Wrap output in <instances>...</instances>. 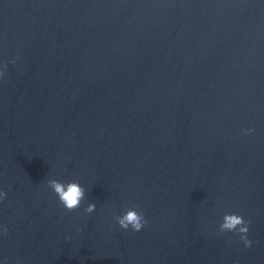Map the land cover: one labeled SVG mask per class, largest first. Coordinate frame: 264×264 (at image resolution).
I'll use <instances>...</instances> for the list:
<instances>
[{
  "label": "water",
  "instance_id": "obj_1",
  "mask_svg": "<svg viewBox=\"0 0 264 264\" xmlns=\"http://www.w3.org/2000/svg\"><path fill=\"white\" fill-rule=\"evenodd\" d=\"M0 71V264H264V0H0Z\"/></svg>",
  "mask_w": 264,
  "mask_h": 264
},
{
  "label": "clouds",
  "instance_id": "obj_2",
  "mask_svg": "<svg viewBox=\"0 0 264 264\" xmlns=\"http://www.w3.org/2000/svg\"><path fill=\"white\" fill-rule=\"evenodd\" d=\"M15 61H13L14 63ZM7 65H5L6 67ZM4 75L3 71H0V77ZM253 129H247V133H251ZM48 186L54 191L59 199V202L63 207L71 212L80 207L81 201L85 196V189L80 185L78 181H69L67 183L61 182L56 179H51L48 181ZM6 193L0 192V197L5 196ZM96 208L94 203L88 204L85 211L87 213H92ZM118 225L122 229H131L133 231H140L145 227L148 221L145 219L142 211L138 209L137 206L132 205L125 209L122 216L116 217ZM249 223L241 215L237 214H225L223 217V223L220 225V232H237L240 239L243 241L245 247L251 246V241L247 238V233L249 232ZM8 231L7 226H4V233Z\"/></svg>",
  "mask_w": 264,
  "mask_h": 264
}]
</instances>
